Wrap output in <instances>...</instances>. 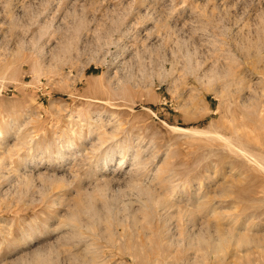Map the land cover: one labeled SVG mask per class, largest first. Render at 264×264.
Wrapping results in <instances>:
<instances>
[{
    "label": "rangeland",
    "instance_id": "rangeland-1",
    "mask_svg": "<svg viewBox=\"0 0 264 264\" xmlns=\"http://www.w3.org/2000/svg\"><path fill=\"white\" fill-rule=\"evenodd\" d=\"M263 237L264 0H0V264H264Z\"/></svg>",
    "mask_w": 264,
    "mask_h": 264
},
{
    "label": "bare ground",
    "instance_id": "bare-ground-1",
    "mask_svg": "<svg viewBox=\"0 0 264 264\" xmlns=\"http://www.w3.org/2000/svg\"><path fill=\"white\" fill-rule=\"evenodd\" d=\"M242 237H244V236H242ZM242 237H241V238H242ZM261 241H263V242H264V237L261 239ZM260 244H261V243H260ZM263 244H264V243H263ZM256 247H257V246H256Z\"/></svg>",
    "mask_w": 264,
    "mask_h": 264
}]
</instances>
